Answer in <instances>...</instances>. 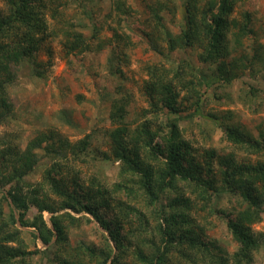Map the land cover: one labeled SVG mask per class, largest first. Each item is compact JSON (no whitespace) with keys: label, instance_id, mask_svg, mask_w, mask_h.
<instances>
[{"label":"trees","instance_id":"trees-1","mask_svg":"<svg viewBox=\"0 0 264 264\" xmlns=\"http://www.w3.org/2000/svg\"><path fill=\"white\" fill-rule=\"evenodd\" d=\"M240 1L154 0L147 5L155 22L152 32L161 34L168 51L157 44L154 49L170 64L147 66L145 120H139L138 113L135 126L129 120L131 92H121L112 102L107 131L110 148L99 154L118 162V181L111 186L104 183L102 171H94L88 180L81 174L84 166L92 165L91 133L73 141L49 129L38 132L25 146L14 135L0 137V264H33L37 253L46 255L52 264H255L264 249V231L253 228L264 219V160L245 163L238 162L233 152H196L179 126L182 111L206 105L210 100L206 88L212 85L223 89L241 81L250 102L263 88L264 41L255 39L250 52L245 48L244 39L256 30L251 12H242V18L234 16ZM4 2L6 11L0 12V125H8L14 116L11 94L18 69L29 65L33 79L47 78L38 53L48 38L62 36L70 55L91 50L90 39H99L102 30L93 24L88 38L74 19L66 17V0ZM112 3L117 12V26L112 29L119 36L131 8L124 0ZM180 7L183 23L178 33L171 34L165 12L174 18ZM102 45L101 39L98 46ZM196 47L201 49L199 61L206 65L204 69L190 59L172 56L176 50ZM48 54L51 59V50ZM117 71L123 75L121 67ZM215 97L220 98L217 91ZM213 116L229 144L248 155L264 157V125L253 134L232 122L230 113ZM157 119L164 120L168 133L154 128ZM40 167L41 178L31 181L28 177ZM186 190L196 201L185 195ZM222 191L239 205L234 213L223 212L237 244L233 252L208 235V220L202 224L192 216L198 203L213 213L215 196ZM96 222L103 229L95 227L101 245L72 241L70 228ZM18 223L35 228L31 235L46 247L30 249Z\"/></svg>","mask_w":264,"mask_h":264},{"label":"rangeland","instance_id":"rangeland-1","mask_svg":"<svg viewBox=\"0 0 264 264\" xmlns=\"http://www.w3.org/2000/svg\"><path fill=\"white\" fill-rule=\"evenodd\" d=\"M66 1L68 2L66 17L74 19L79 29L88 38L91 36L93 24H99L102 28L100 38L90 39L91 50L70 55L63 47L64 38L62 36L48 38L38 53V60L45 63L47 78L45 80L33 79L29 65L18 69V79L11 94L15 108L14 116L8 125H0V137L8 134L14 135L17 141L21 140L22 146H25L27 141L36 136L38 132L49 129L59 130L73 141L91 133L90 157L93 167L92 165L84 166L81 174L88 180L94 171H102L104 183L111 186L118 181V162L104 159L99 154L101 151H109L110 148L107 131L111 127L109 116L112 102L121 92L129 91L133 94L129 106V120L135 126V122L147 118L142 115L143 110L149 107L143 90L148 77L147 66L153 64L168 66L170 64L163 54L154 49L157 44L159 48L167 52V43L161 34L155 36L152 32L155 22L147 5L153 3L154 0H124L131 8V14L119 27V32H121L119 36L114 35L112 29L117 26V20L115 21L117 12H113V0ZM5 11V2L0 0V12ZM244 11L252 13V26L256 30L255 34H250L244 39L245 48L250 52L255 39L264 41V0H241L234 16L242 18L241 14ZM165 23L171 34L178 33L181 28L180 24L183 23V8L178 9L174 18L170 12H165ZM150 34H153V38ZM101 39L102 47L98 46ZM245 48H240V51L244 52ZM48 50H51V59H49ZM200 53L201 49L196 47L188 51L176 50L172 56L173 58L190 59L196 67L204 69L206 65L199 61ZM234 55L236 53H233ZM118 67L122 68L123 75L117 71ZM245 75L246 79L250 77V73ZM260 80L263 82L261 84L263 88L254 100L255 102H250V99L244 96L246 90H243L244 83L241 81L223 89L213 85L206 88L207 97L210 98L206 105H203L200 110L189 109L181 113L179 126L182 137L191 142L196 152L197 150L204 152L207 149H214L218 154L233 152L238 162L245 163L264 160V157L248 155L237 150L231 143L229 144L224 139L218 120L213 116L216 114L223 117L230 113L232 122L257 134L259 125H264V77ZM215 91L218 92L220 98L215 97ZM251 103L257 104L252 106ZM137 113L141 118L134 121ZM163 121V119H157L154 128L161 129V134H166L168 128L164 126ZM156 140L160 142L161 137L158 136ZM39 154L41 156L42 152ZM198 158L203 162L202 157ZM215 166H217L216 163L213 168L217 172ZM41 176L42 167L37 168L28 178L36 182ZM222 192L218 197L215 196L213 213L207 209H201L202 204L198 203L193 208L192 216L202 224L208 220L206 222L208 223V235L233 252L237 244L228 232L223 212L226 210L234 213L239 205L235 198L229 199L230 193ZM185 195L196 201L195 196L188 190L185 191ZM139 201L136 203L143 207V203ZM45 215L49 220L50 213L46 212ZM16 216L19 217L18 212ZM18 226L23 230V236L30 249L46 247L39 239L31 235V232L36 231L35 228L24 227L20 223ZM96 226L103 231L97 222L81 228H70V238L74 243L83 240L101 245V241L95 234ZM253 228L264 231V219L254 224ZM33 264L52 263L46 255L37 253L33 255ZM255 264H264V249L257 254Z\"/></svg>","mask_w":264,"mask_h":264}]
</instances>
